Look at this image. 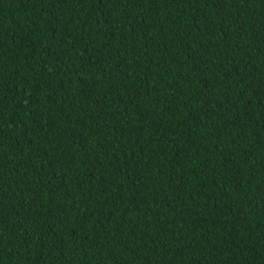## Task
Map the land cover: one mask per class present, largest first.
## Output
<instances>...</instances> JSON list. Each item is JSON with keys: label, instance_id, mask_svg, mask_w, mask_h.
I'll return each instance as SVG.
<instances>
[{"label": "trees", "instance_id": "obj_1", "mask_svg": "<svg viewBox=\"0 0 264 264\" xmlns=\"http://www.w3.org/2000/svg\"><path fill=\"white\" fill-rule=\"evenodd\" d=\"M0 264H264V0H0Z\"/></svg>", "mask_w": 264, "mask_h": 264}]
</instances>
